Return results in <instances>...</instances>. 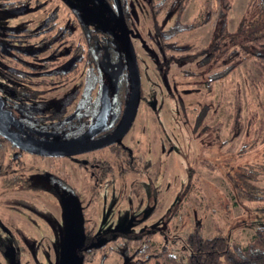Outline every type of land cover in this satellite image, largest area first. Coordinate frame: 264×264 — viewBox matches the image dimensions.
Here are the masks:
<instances>
[{"label": "rangeland", "instance_id": "1", "mask_svg": "<svg viewBox=\"0 0 264 264\" xmlns=\"http://www.w3.org/2000/svg\"><path fill=\"white\" fill-rule=\"evenodd\" d=\"M203 1L213 0H189L178 16L161 14L157 23L165 31L176 21L183 25L199 20ZM247 3L230 0L227 33L233 34L242 20L252 21ZM54 5L50 1L45 9ZM125 9L135 21L136 38L131 42L141 99L121 142L136 158L137 172L117 177L114 159L105 150L69 159L22 155L20 165L12 164L0 176V264H87L80 262L86 238L110 249L102 264H123L115 245L103 238L109 232L151 233L155 245H171L173 255L183 259V238L195 224H200L204 239L220 231L241 247L255 229L264 228V214L255 211L263 201L256 204L241 197L247 186L264 192V69L250 59L241 60L210 91L204 82L220 66L173 64L163 80L156 69L158 52L146 0H126ZM45 12L31 17H43ZM63 13L60 10L59 16ZM210 37L209 23L171 37L168 43L202 49ZM241 41L236 37V43ZM100 49L106 59L108 46ZM101 65L113 84L119 65ZM236 89L241 98L237 134L232 130ZM62 92H47L49 108ZM198 117L199 126L193 129ZM93 157L106 160L114 170L112 179L106 180L110 182L97 184L94 190L87 170L76 163ZM10 158L7 155L5 162ZM188 170L195 182L186 192ZM58 182L76 194L78 230Z\"/></svg>", "mask_w": 264, "mask_h": 264}, {"label": "flooded vegetation", "instance_id": "2", "mask_svg": "<svg viewBox=\"0 0 264 264\" xmlns=\"http://www.w3.org/2000/svg\"><path fill=\"white\" fill-rule=\"evenodd\" d=\"M50 1L56 5L45 9ZM119 3L122 13L125 3ZM105 7L116 15L113 0L111 5L103 0H0V129L26 149L16 147L0 134L7 149L2 168L10 171L12 164L20 165L22 155L69 159L104 150L110 154L111 146H120L130 154L122 145V139L117 144L75 156L49 157L32 152L39 150L42 141L62 142L82 136L100 112L102 93L108 104L105 126L84 143L108 136L117 125L129 83L121 47L108 32H122L121 37L127 36L133 54L131 40L136 37L133 31L129 33L124 28L123 14L122 26L114 27ZM44 10L43 17H31ZM60 10L64 12L62 17L59 16ZM105 45L109 54L106 59L100 49ZM101 63L119 65L113 84L107 80V72ZM123 86L126 95L119 111ZM63 89L64 92L52 104L54 108H49L50 99L45 97L47 92ZM140 99L139 87V102ZM9 154L11 158L5 162ZM97 161L106 160L93 157L76 161L79 168L87 170L92 182L90 169L96 167ZM68 190L64 192L69 201L74 196L69 195Z\"/></svg>", "mask_w": 264, "mask_h": 264}, {"label": "trees", "instance_id": "3", "mask_svg": "<svg viewBox=\"0 0 264 264\" xmlns=\"http://www.w3.org/2000/svg\"><path fill=\"white\" fill-rule=\"evenodd\" d=\"M103 1L107 5L112 3V0ZM119 2L125 3L126 0H119ZM188 3L189 0H146L148 18L154 32L158 52V60L155 62L156 69L163 80L167 70L173 64L197 63L198 66H220L219 71L210 74L204 82L207 91H210L211 85L227 76L233 70L234 64L241 60L250 59L255 65L264 69V0H248V15L253 14L252 21L247 23L243 20L240 21L239 27L233 34L226 31L230 0L203 1L199 20H193L183 25L176 21L171 27L163 31L157 23L158 16L161 14L166 16L171 13L178 16L184 11ZM122 14L125 19L124 28L131 33L135 21L129 19L125 7L122 9ZM209 23L211 24L210 41L202 49L168 43L171 37L192 32ZM236 37L242 38L243 41L236 43ZM125 95L126 87L123 86L119 95L121 97L118 102L119 111L124 103ZM199 122L200 117L196 120L193 129L199 126ZM240 124L241 98L238 89H236L232 103V130L236 134L240 131ZM235 137L233 135L231 139H235ZM6 153L5 143L0 139V176H4L9 171L2 168ZM109 153L114 159L117 177L123 178L127 174H136V158L129 154L126 149L120 146H111ZM95 164L96 167L90 169L95 183L92 190L95 189L97 184L109 183L110 181L106 182V180L108 178L112 179L114 172L113 167L106 161H97ZM79 166L82 167L81 164ZM193 182H195L193 171L188 170L186 192L193 186ZM59 185L61 189L68 190L62 182ZM247 188L246 193H243L241 197L256 204L263 201L255 211L264 214V192L252 186H247ZM69 195L76 196L73 191H69ZM103 238L115 245L123 264H264V228L261 227L255 229L249 242L241 247L236 243L229 242L226 235L220 231H217L211 238L204 239L201 235L200 224H195L192 230L183 238L185 247L183 259H177L173 255L171 245H155L152 242L151 233L148 232L136 234L109 232L105 233ZM84 244L85 247L90 246V248L81 250V263L90 264L96 261L97 264H102L108 258L110 249L104 248L102 244L95 245L93 238H86Z\"/></svg>", "mask_w": 264, "mask_h": 264}, {"label": "water", "instance_id": "4", "mask_svg": "<svg viewBox=\"0 0 264 264\" xmlns=\"http://www.w3.org/2000/svg\"><path fill=\"white\" fill-rule=\"evenodd\" d=\"M113 3L116 10V15L113 14V12L108 8L105 7V9L108 11L110 19L114 23V27H119L122 26L121 7L118 0H113ZM108 34L111 35L116 40V42L119 43L121 47L125 60L127 79L129 83L127 99L124 104L122 114L117 125L108 136L99 139L93 143H84L91 136L101 131L105 126L106 109L108 107V104L104 97V94L102 93L101 96L102 106L100 112L96 117L94 124L82 136L73 140L62 141V142H49V141L39 142L41 146L39 150L32 151L33 154L39 156H49V157H68V156L83 154L91 150H96L105 146L119 143L120 140L130 129L139 103L140 84H139V75L136 66V61L134 58L132 47L130 45L127 36L121 37L122 32H120L119 34H115L113 31H109ZM0 134L3 136L4 139L10 141L16 147L26 150L19 143H17L11 135L4 133L1 129H0ZM44 136L46 137L49 135L44 134ZM69 214L71 216V220L74 228L78 230L80 226V216H79L77 202L73 197L69 199Z\"/></svg>", "mask_w": 264, "mask_h": 264}]
</instances>
